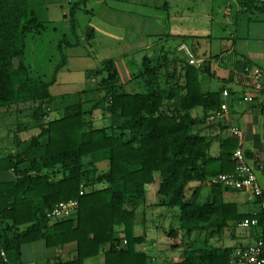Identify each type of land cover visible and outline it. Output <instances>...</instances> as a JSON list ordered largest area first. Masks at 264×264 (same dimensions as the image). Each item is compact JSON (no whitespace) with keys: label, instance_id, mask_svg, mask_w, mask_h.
<instances>
[{"label":"trees","instance_id":"obj_1","mask_svg":"<svg viewBox=\"0 0 264 264\" xmlns=\"http://www.w3.org/2000/svg\"><path fill=\"white\" fill-rule=\"evenodd\" d=\"M237 3L242 12L264 13V0ZM44 28L28 0H0V110L29 104L40 129L26 141L15 135L12 150L0 158V172L13 171L16 177L0 180V264H25L23 245L40 240L47 248L76 243L74 259L53 264H85L101 252L105 264H148L147 227L138 219V210L146 206L178 208L181 231L189 238L196 233L194 239L207 234L197 246L181 238L177 228L166 231L171 248L183 249L170 264H238V245L208 239L238 228L246 218L258 219L256 240L264 241L262 207L242 213L236 202L223 197L227 188L217 183L204 202L196 199V190L188 196L191 184L207 185L238 165L236 135L222 139L218 155L212 156L210 138L195 131L197 125L215 122L209 118L222 107L219 91L202 90L201 74L212 75L206 61L196 67L176 58L145 56L132 74L138 83L128 90L114 62L107 60L96 72L106 76L90 107L78 102L50 117L51 86L60 66L51 80H44L31 76L24 61L27 36ZM77 45L67 40V46ZM140 87L144 90L136 89ZM196 108L203 109L202 116H193ZM101 161L108 162L106 170L99 171ZM71 199L79 201L72 216L46 217L53 206Z\"/></svg>","mask_w":264,"mask_h":264},{"label":"rangeland","instance_id":"obj_2","mask_svg":"<svg viewBox=\"0 0 264 264\" xmlns=\"http://www.w3.org/2000/svg\"><path fill=\"white\" fill-rule=\"evenodd\" d=\"M166 1H168L169 7L163 9ZM28 2L31 10L37 19L45 25V28L40 34H29L27 36L24 61L30 68L31 76L41 77L44 80H51L56 67L60 66L56 82L51 86L53 114L55 116L62 113L67 106L78 102H82L87 109L90 107L91 102L100 95L97 90L99 81L106 76V73L101 75V73L96 74V72L103 67L107 60H117L119 62L121 68L119 76L121 79H127L130 76L128 80L130 81L132 74L138 73L142 66L143 55L146 52L141 51V49H135L131 52L127 48L126 42L130 39L137 40L135 38L138 36V32L158 33L168 30L169 27L183 28V30L195 28L199 31H205L210 30V26H212V28L215 27V32L229 30V34L230 31L234 33L236 27L229 21L237 15L236 7L238 5L236 0H230L229 2L227 0H106L107 4L105 2L98 4L97 0H66L64 3H61L62 0H28ZM228 3L232 4L234 14L232 17L223 14ZM187 6H192L194 10L199 12L201 10V13L198 15L196 13V16L188 19L183 15V13L187 14L189 11L185 10ZM100 7L103 10H100ZM110 7L129 8L131 10L134 8L144 12L149 10L152 13H159L162 18L161 20H154L153 18L145 20L138 14L129 16L123 14V11L111 10ZM72 8L76 9L75 31L72 28ZM212 8L216 16L215 20L206 18L202 12ZM178 11L180 16L177 14ZM241 13L237 25L239 31L242 30L243 26L244 28L247 27L249 17L253 15L264 17V13ZM170 14L174 17L168 18ZM175 17L179 18L174 19ZM216 23L217 25H215ZM218 24L220 26L224 24L225 26L220 28ZM67 40L71 43L78 42V45L69 47L67 46ZM188 42L191 44L190 41ZM211 45L213 54L220 53L218 43ZM124 56L126 61H124ZM63 58H65L64 65H62ZM136 89L142 91L144 87ZM25 105L24 107L20 106L21 109L13 106L0 110V158L7 155L13 148V138L18 133L17 127L19 124H25L30 128L25 135H30L34 130V123L31 118L32 109L29 104ZM107 167V161L98 165L99 171L106 170ZM7 178H9L7 172H0V179L5 180ZM222 188L224 189L225 186L222 185ZM200 198L198 200H205V195H200ZM162 207H164V210ZM159 210H162L160 212H163V215H167L168 218L155 219L158 221L156 223L150 219L145 224L148 228L155 224H161L166 231L177 228L180 237L183 239H194L196 233L189 238L179 229L178 211L169 210L166 206H159ZM141 213V211H138V214ZM243 230L244 228L237 229V231ZM248 230L255 232L256 229L251 227ZM225 233L230 234L232 231L229 229ZM203 235L205 239L207 234ZM165 237L169 239L166 233ZM241 240L239 237L229 238L223 244L235 246ZM25 247L26 260H32L37 256L48 253V251H52L49 250L51 248L46 249L43 247L41 240L27 243Z\"/></svg>","mask_w":264,"mask_h":264},{"label":"crops","instance_id":"obj_3","mask_svg":"<svg viewBox=\"0 0 264 264\" xmlns=\"http://www.w3.org/2000/svg\"><path fill=\"white\" fill-rule=\"evenodd\" d=\"M65 1L66 0H62L61 3H64ZM229 1L230 0H227V2ZM104 2L107 4L106 0H97L98 4H103ZM164 6L165 7L163 9L169 7L168 1H166ZM110 9L123 11V14L129 16L138 14L145 20L151 18L154 20H161L162 18L159 13H152L149 10H147L149 12H144L138 11L134 8L131 10L129 8L124 9L110 7ZM100 10L103 9L101 8ZM185 10H189L187 14L183 13L184 17H187L188 19L196 16V13L197 15L201 13V10L200 12L194 10L192 6H187ZM213 10L214 9L212 8L202 12L206 18L215 20L216 16ZM236 10L237 15L229 21L236 27L234 33L230 31L229 34L228 29V31L225 30L223 32H215V27L212 28V26H210V30L205 31H199L192 27H190L192 29L187 30H183V28L178 27H169L168 30L158 33H147V31H142V33L138 32V36L135 38L137 40L130 39V41L126 40V42L127 48H129L131 52L135 51V49H141V51L146 52L145 55H143V58L145 56H149L150 58L155 59L166 56L188 62L190 57L187 49H189L196 59L202 60V64L206 61V64L210 65L212 75L203 73L200 76L202 90L205 93L215 91H219L221 93V110L224 114L213 123L207 121L206 123L197 125L195 127V131H198L210 138L211 147L209 154L212 156L218 155L219 145L222 139L228 138L231 135H236L239 138L238 147L243 150L247 163L253 167L259 184L264 191V17L254 15L249 17L247 19V27L244 28L243 26L242 30L239 31V26L237 27V25L242 11L238 5ZM177 14L180 16L179 11ZM223 14L229 17L234 15L232 4L228 3L226 5ZM169 17L174 16L170 14L168 18ZM178 18L179 17H175L174 19ZM215 25H217V23ZM218 25L220 28L225 26L224 24H221V26L220 24ZM188 41H190L191 44H189ZM213 43H218L220 53L213 54L211 50V44ZM217 55L218 57L215 58ZM124 61H126V58ZM113 62L120 74L121 68L119 66V62L117 60ZM241 62H244L246 66H257L262 70L263 83L261 89H256L253 82L247 77L245 70L241 71L237 67V65ZM129 77H127V79H121L120 77V83L123 84L125 89L129 88L128 90H131L133 88V84H137L138 82L133 81L132 78L128 81ZM21 106L24 107L26 105ZM21 108L22 107L19 106V109ZM49 111L50 117H52V115L53 117H57L53 114L52 104L49 106ZM60 114L61 113H59L58 116ZM192 114L194 117H200L203 114V109L196 108L192 111ZM21 125V130H18L17 128L18 133L16 134V137L20 141H26L40 133V129L34 124L33 129L35 131L33 130L30 135H25L30 128L25 124ZM234 129H236L238 133H235ZM101 162L104 163L105 161ZM101 162H98L97 166ZM7 174L9 178L5 180H12L16 178L13 171H9ZM210 188L211 186L208 184L199 186V183H193L189 187L190 190L188 192V196H191L193 191L196 190V199H201L200 195H205V200H198L200 202H204L211 197L212 192L210 191ZM227 189L223 192V197L228 201L236 202L242 213L255 212L260 209L259 198L253 196L251 193L235 189ZM162 208L164 210V207ZM169 210L178 211L179 220V209L169 208ZM138 211L142 212L139 214L138 219L145 224L150 219L156 223L158 222L157 220H160L161 218H168L167 215H163V212H160L162 210H159V206H146L140 208ZM237 229H240V227L231 230L232 233L230 234L225 233L227 230L221 234H213L208 240H210V242H214L215 244L221 243L222 245L223 243H226L229 238L239 237L242 240L237 244L238 247L248 246L257 241L255 232L248 230L249 228H244L243 231H237ZM165 233L166 230L161 226V224H155L151 228L147 227L146 239H144V251L148 256V264H170L173 261H178L181 257L183 249L171 248L169 239H166ZM205 240L207 239H204L203 234L197 237V239H186L188 242L194 241L197 246L203 245ZM41 241L43 242V247L48 249L45 242L43 240ZM110 246V244L107 245L106 249H109ZM76 247V243L66 244L58 248H51L49 250L52 251H48V253H45L42 256H37L32 260H26V247L23 245L22 259L25 264H53L59 260L68 261L76 257ZM85 264H105L104 252H101L98 256L88 258L85 261Z\"/></svg>","mask_w":264,"mask_h":264},{"label":"built area","instance_id":"obj_4","mask_svg":"<svg viewBox=\"0 0 264 264\" xmlns=\"http://www.w3.org/2000/svg\"><path fill=\"white\" fill-rule=\"evenodd\" d=\"M187 52L190 57L189 63L196 67H200L202 65V60L196 59L189 49H187ZM246 73L248 78L255 85V88L261 89L263 83L262 70L257 66L251 65L246 68ZM223 114L222 110L218 111L213 114L209 120L216 121L221 118ZM234 132L238 133L236 129H234ZM234 158L238 163L236 170L231 173L219 174L215 179L208 182V185L211 186L213 183H217L229 189L249 192L253 196L261 198L260 207L264 209V191L259 184L253 167L247 163L245 154L240 147L235 150ZM81 194H83V191H81ZM78 207V199L62 201L49 209L46 213V217L51 221L65 219L72 216L73 213L77 211ZM257 225V218H246L238 224L240 228H251ZM235 254L238 264H264V241L260 239L248 246L239 247ZM1 255L7 260L4 250H1Z\"/></svg>","mask_w":264,"mask_h":264},{"label":"water","instance_id":"obj_5","mask_svg":"<svg viewBox=\"0 0 264 264\" xmlns=\"http://www.w3.org/2000/svg\"><path fill=\"white\" fill-rule=\"evenodd\" d=\"M245 63L244 62H241L237 65V67L241 70V71H244L245 70Z\"/></svg>","mask_w":264,"mask_h":264}]
</instances>
